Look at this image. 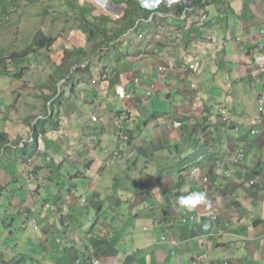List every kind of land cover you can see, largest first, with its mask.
<instances>
[{"label":"crops","instance_id":"obj_1","mask_svg":"<svg viewBox=\"0 0 264 264\" xmlns=\"http://www.w3.org/2000/svg\"><path fill=\"white\" fill-rule=\"evenodd\" d=\"M131 1V9L137 6L134 1L139 3ZM92 3L91 9L87 8L93 10L92 16H106L112 21L101 23L107 39L95 33L89 40L81 30L93 47L87 48L81 36L79 46L73 48L57 38L55 45L67 51L60 53V60H53V50L41 51L42 57L49 52L46 57L53 65H39L42 91L37 95L25 80L30 64L23 68L27 72L22 77L29 91L27 99L33 95L43 104L45 97L53 95L49 103H56L54 112L61 125L63 116L66 120L78 117L76 112L81 110H71V104L83 99L92 123L107 122L104 130L94 127L96 136L104 135L97 152L89 153L87 146L81 149L82 142L70 143L76 146L71 151L77 153L69 155L73 165L89 163L85 173L79 171L81 175L69 173L58 182L60 176H55L54 168L71 160L59 149H42L46 158L41 166L50 174L41 171L36 175L44 184L51 182L49 192L58 195L57 213L63 219V229L68 230L66 241L50 240L47 232L41 240L45 254L52 257L59 253L57 259L69 260V264H93L96 259L104 264H264V125L258 134L251 126L264 103V0H203V7L184 4L180 13L175 5L166 8L167 12L158 10L153 17L137 20L142 23L143 38L131 29L116 41L107 40L121 29L115 22L126 16L130 4L127 0H108L103 7V1ZM89 13L87 22L99 25ZM79 49H84L83 56L76 55ZM75 56L81 63L70 68L69 77L62 64ZM152 88L155 95L142 105ZM4 90L12 95L8 85ZM223 109L226 116L221 114ZM14 111L12 106L11 113ZM42 118L44 115L26 118V134L33 135L31 127ZM125 122L128 128L122 126ZM118 125L122 129L116 134ZM236 125L242 127L239 133L234 130ZM62 127L54 132L41 131L36 136V149L40 150V141L59 144L61 137H70ZM3 133L8 135V131ZM106 138L111 143L103 147ZM2 141L5 145L0 144V159L5 164L0 167V201L6 199L5 216L15 218L13 226L28 227L32 216H43V205L48 202L41 193L31 197L33 180L23 183L16 176L12 165L9 167V157L5 159L7 147L13 143L10 136ZM203 143L207 148L201 147ZM119 148L123 151L121 159L115 157ZM177 148L184 156L193 151L214 152L216 165L213 158L203 156L196 165L192 163L194 167L189 165L181 171L178 160H174ZM240 148L246 150L247 160L236 164L234 153ZM138 167L145 175L125 177L131 186L126 187V179L122 180L119 173ZM195 173L200 174L197 180L193 179ZM77 182H88L92 198L86 209L75 202L77 192L72 189L77 188ZM195 191L206 192L209 204L197 205L192 211L182 208L178 197ZM105 202L111 207L109 212L107 206L102 209ZM98 208L99 220L104 223L96 220L89 234L80 236L81 230L68 229L71 214ZM78 238L83 247L75 241ZM78 252L83 258L76 256ZM24 257L23 253L11 258L3 254L1 260Z\"/></svg>","mask_w":264,"mask_h":264},{"label":"rangeland","instance_id":"obj_2","mask_svg":"<svg viewBox=\"0 0 264 264\" xmlns=\"http://www.w3.org/2000/svg\"><path fill=\"white\" fill-rule=\"evenodd\" d=\"M92 4V0L20 1L19 7H17L18 13L16 15L11 16L10 18V22L16 23H13V26L11 27H6V31L4 29L0 30V43H2L3 46H0V52H4L1 57L3 58L4 56H9L10 54H15L23 51L25 46L29 45V41L30 43H32V38L38 32V30H43L44 33L51 34L58 39L63 38L66 41V45L69 47L76 48L77 46H79V43L81 42L79 37L81 36L83 40H86V42L88 43V39L85 38L82 33H80V31L83 29L80 20H78L76 16H78L81 7H87L88 9H91L90 6H93ZM44 11L47 12L46 15H38L43 13ZM151 15V17L154 16L153 14ZM12 17H14L15 20ZM69 19L71 20L69 21ZM16 41L17 43H15ZM86 47L92 48L93 45H90L88 43ZM101 48L107 49V47ZM51 50H53V52L51 53V57L53 58V60H60V53L67 51L61 49L60 45H53L51 49H44L42 51L50 52ZM48 53H45V55L42 57L41 51H38V54L35 57H32L31 60H24V62L22 61L23 65L25 66L23 67L21 65L22 63H20L19 67L21 66L22 70H19V67L18 69H16L17 65L15 64L8 65L11 63V61L9 60L6 63L8 68L6 67L5 69L7 72H12V75L11 73H9L10 76L0 75V135L5 134L3 133L4 131H8V135L6 134V137L10 136V139L13 143V147L24 148L26 143H36V140L32 137L31 134H26L24 127L26 121L25 119H30L33 115H36V117L44 115V111H47L46 109H44L46 102L43 101L42 104V102L38 98H35L33 95H31L30 99H27L29 91L25 88V82L22 79V77L24 76V72L26 71H23V68L26 69V66L30 64L31 69L27 68V72H29V74L25 78V80L28 81L31 86L30 91L34 93V95H37L39 92L42 91V85L40 86L39 81L40 72L42 71V68H40L39 65H53L52 62L46 57ZM70 59H67V62L71 63L74 66V63L77 61V57L75 56ZM18 60H20V58ZM77 64L79 63H76V65ZM5 66V64H0V73H3L1 71L2 68H4ZM27 72H25V74ZM17 73L19 75H17ZM91 74H94V72H91ZM95 75H98L100 77L101 74ZM68 76L70 77L71 74H69ZM6 85L11 87L12 95L10 94L9 90H4V87ZM22 93L25 94L21 95ZM85 101L86 100L83 99V101H78L79 104L77 102H72L71 104V110L77 108L81 110L76 112V116L78 117H70V120H66V117L63 116L64 119L62 120L61 126H63L62 128H64L66 134L70 137H61L62 141L59 144H54L50 141H40V150L36 149L34 145H28L27 149L25 150H15L13 147H7V154H5L7 156H5V159H8L9 157V160L11 161L9 167H11L12 165L16 176H19L23 183L32 182L31 180H33L35 190L32 191L31 197L34 198L35 195L41 193L42 197H44V199H46L49 204V207H47V203L43 205V207H45V213L43 212V216H32L31 221L29 222V225L27 227L26 224H23V226L22 224L21 226L20 224L13 226L12 223L13 219L15 218H12L9 215V219H7L5 216L6 209L3 205L6 202V199H2L0 201V219L6 218L7 221L2 223L0 222V258L3 254H6V256L10 258L12 256H15L17 253H23L25 255L24 259L21 260H6L7 264H69V260L57 259L59 253H54L51 257V255L49 254L46 255L43 249L41 240L46 238V234L49 233L48 238L50 240L56 241L57 239H59L60 241H66L68 237V233L66 235V232L68 230L63 229V219L61 217V214L57 213L56 207H58V204H56V200L58 199V195H51L49 192V189L52 185L51 182L47 181L44 184L42 181L38 180L36 173L43 171L44 175L45 173H47L46 175L50 174V170L48 168H46L45 166H41L45 162L44 158H46V155L42 152L43 147L51 151H53L54 149H59L62 151L63 157H68L71 160L69 163L66 161L64 164L65 166L54 168L55 176H60L58 182L62 181V177H69V173L73 175H81L87 171V167L89 164L88 162L77 163L78 166L73 165L75 161H73L69 155L74 157L75 155H77V153L71 151V149L76 148V146H72L70 143L82 142L80 146L81 149H84L87 146V151L89 153L94 151L97 152V150L100 148L99 145L104 135L96 136L93 130L94 127H99L100 129L104 130V128L107 126V122L92 123L90 116L91 112L87 111V107L85 105H82L83 103H85ZM29 102L30 105L28 104ZM12 106H14L15 111L11 113ZM56 107L57 105L56 103H54V110ZM2 109H4V111H2ZM49 116H51L53 123L60 120V118L57 116L56 111L53 115L49 114ZM47 125L50 129L53 126L52 124H50V122H48ZM122 126L128 128L129 124L125 122V124ZM122 126L118 125L116 126V129L114 128L116 134L118 131H121ZM42 127L43 125L41 123L39 125L38 132H41ZM54 131L55 130H52L51 132ZM21 137H23L22 140H20ZM86 140L90 142L88 143L86 142ZM1 143L2 139H0V144ZM108 143L111 142L108 138H106V140L103 142V147H108V145H106ZM122 157H120L119 159H121ZM127 157L129 158L130 154H127ZM4 164L5 161H2L0 159V167ZM34 165L38 167L40 166L41 168L39 169ZM138 169L139 170L131 171H129L128 169H124L119 173L118 176L122 180H124L126 179L125 177L128 176L140 177L145 175V173L142 172L145 171L144 169L140 167H138ZM79 171L81 172V174L79 173ZM113 172L116 173L118 172V170L114 169ZM76 179L79 180L78 178ZM83 181H85V179ZM82 182H77V188H73L72 191L77 192V199L75 200V202H78L81 207H84L86 209L88 206V201L91 200L92 196L87 191L88 182H86L85 184H83ZM125 186H128V188L131 187L127 179L125 182ZM104 188H106V190L104 191V193H106L107 187ZM124 195L128 196L127 193H124ZM101 206L102 209L107 206L106 210L108 212L109 209H111V207H109V204H107L106 202ZM98 210L99 208L96 210H90V212L85 210L82 211L81 214H71L69 216V222L71 227L68 229H71L72 231L81 230L82 232L80 233V236H86L93 228V225L95 224L96 220L100 224L104 223L103 221L100 222L99 220L100 211ZM65 214L67 216V213ZM17 222L20 223L19 221ZM6 229L8 230V232H5ZM100 230L102 232L104 230L103 227L100 228ZM75 241L81 247H83V241L81 238H78ZM56 246L57 245H54V247ZM77 255L78 257L83 258V255L80 252H78L76 256ZM47 257H51V259L47 260ZM83 261L84 260H80V262ZM0 263H3L2 260H0Z\"/></svg>","mask_w":264,"mask_h":264},{"label":"trees","instance_id":"obj_3","mask_svg":"<svg viewBox=\"0 0 264 264\" xmlns=\"http://www.w3.org/2000/svg\"><path fill=\"white\" fill-rule=\"evenodd\" d=\"M20 1H23V0H0V30L4 29L6 31L7 30L6 27H11V26H13V23H16V22H10V18H11V16L16 15L18 13L17 7H19ZM29 1H33V0H29ZM134 2H135V5H137V6H133V8L131 9V5H133V2L131 0H127V3L130 4V5H129V8L127 10L126 16L123 19H121L120 21H116L115 22V24L117 26H120L121 29H119L116 32L117 34L111 36L110 40H107V41H116L117 39L122 37L127 31H129L131 29L132 30L135 29L134 32H136L139 36H140V34H142L141 27L135 28L136 24H137V20H139L140 18H145V19L149 18L151 16V14H152V11L146 10V9L142 8L139 3H137L136 1H134ZM202 2H203V0H196L193 5L196 8H200V7H203ZM205 5H206V3H205ZM184 8H185V6L178 5V7H177V9H175V11L177 13H180ZM160 10L164 11V12L168 11V9H166L163 6L159 9V11ZM92 12H93V10H88L87 7H81L80 8L78 17H79V20H80V23H81V26H82V29H83L82 31L85 34H88V39L89 40L92 39L91 35L95 34V33L103 34L104 37L107 39V36H106L107 34L103 33V30H102L103 29V25L101 23L104 22V23L107 24V23H111L112 21H110V19L107 18L106 16L94 17V16H92ZM140 12L142 13L141 17L138 14ZM88 13L90 14L91 18L93 17L96 21L99 22L98 23L99 25L91 24V23L89 24L87 22ZM46 14H47V12L44 11L43 13L38 14V15H46ZM12 18L14 19V17H12ZM70 20L71 19H69V21ZM32 39H33L32 43H29V45L25 46L24 50L21 51V52H18V53H15V54H10L9 56H4L3 58L1 56L4 54V52H2V53L0 52V64H2V65L5 64L6 65L4 68H2V71H1V72H3L2 75L10 76L9 73H11V75H12V72H7L6 69H5L6 67L8 68L6 63L9 60L11 61V63L8 64V65H14L15 64V65H17L16 69H18L20 63H22L23 60H26L30 55H32V57H35L38 54V51H42L44 49H46V50L51 49L52 46L55 45L56 40H57L56 37H54L51 34L44 33L43 30H38V32L34 35V37ZM15 43H17V42H15ZM66 54H67V56L69 55L68 52H66ZM84 54H85L84 49H79L78 52H76V55H78V56H81V55L83 56ZM19 58H20V60H18ZM79 59H77V61L75 63H79L80 64L81 61ZM62 65H63L64 71H65L64 74L68 76L70 74V68H72L73 65L71 63L67 62V58L64 60ZM19 70H22L21 66L19 67ZM88 70H89V66H88ZM17 75H19V74L17 73ZM49 88L54 89L52 87H49ZM52 97H53V95L52 96H47V97L44 98V100L46 102L44 109L47 110V111L43 110L44 111V119H38L36 121L35 125L32 126V128H31L32 131H33L32 137L35 140H36V136L40 133V132H38V128H39V125L41 123L43 125L41 131L44 130L45 133H48L50 130L51 131L52 130H58L61 127V122L60 121H57V122L53 123V121L51 119V116H49V114H51V115L54 114V102L53 103H49L51 101ZM59 100H61V97H59ZM146 105H144V106H146ZM49 111H50V113H49ZM48 122H50V124L53 125L51 129L48 128V125H47ZM7 137H6V134H1L0 135V139L7 138ZM1 144L5 145V143L3 141H2ZM25 145L26 146L34 145L36 147V145H38V144H37V140H36V143H26ZM205 146H206L205 143L201 144V147H205ZM205 148H207V147H205ZM18 149H22V148L18 147ZM176 151H177V153L174 154V160H178V165L181 168V171H183V169L184 170L188 169L186 167L189 166V165H192L194 167L196 165V160L200 159L203 156L206 159H208V160L213 158V162H212L213 166L216 165L217 158L214 157V156H216L217 154L214 153V152H210V151H207V150L204 151V152H202V151H193L190 155L184 156L183 155L184 153L180 152L178 148H177ZM116 153H118L120 155H123V151L120 148L116 150L115 154ZM193 162H194L195 165L192 164ZM211 170H212V168L209 171H207V172L210 173ZM195 175L199 176L200 174L195 173ZM46 205H47V207H49V204H46ZM1 259L2 258H0V260ZM2 262L3 263H0V264H7L6 260H2Z\"/></svg>","mask_w":264,"mask_h":264},{"label":"built area","instance_id":"obj_4","mask_svg":"<svg viewBox=\"0 0 264 264\" xmlns=\"http://www.w3.org/2000/svg\"><path fill=\"white\" fill-rule=\"evenodd\" d=\"M101 1L103 0H100V3ZM196 0H160V3H165L166 7L167 8H173V6L175 5H178V4H181V5H184L186 4L187 6L189 7H192L194 2ZM108 2V1H107ZM159 3V4H160ZM183 17V16H182ZM205 16L203 17V19L205 20ZM147 22H150L147 20ZM142 25L141 21L138 22L136 24V27L135 28H138ZM135 30V29H133ZM140 38H143L144 35L143 34H140L139 36ZM194 68V66L192 67V69ZM155 95V90L154 88H152L151 90H148L146 92V96L144 97L143 101H142V105H146L148 104L149 100ZM221 113L223 116H226L227 115V110L226 109H223L221 110ZM94 120L96 121L97 119L94 118ZM264 125V103L261 104L258 108V112L256 114V116L253 118L252 122H251V126H252V129H253V133L255 134H258L260 132V128ZM234 130L235 132L239 133L240 130H242V127L240 125H236L234 127ZM32 139V138H31ZM123 155H120L118 153L115 154V157H122ZM247 160V152L244 148H240L236 151V153H234V162L236 164H240V163H244L246 162ZM199 179V177L195 176V180ZM252 183H255V182H252ZM93 264H104L101 260L99 259H96L94 260Z\"/></svg>","mask_w":264,"mask_h":264},{"label":"clouds","instance_id":"obj_5","mask_svg":"<svg viewBox=\"0 0 264 264\" xmlns=\"http://www.w3.org/2000/svg\"><path fill=\"white\" fill-rule=\"evenodd\" d=\"M108 0H103V3L101 4V6H105ZM98 2H100V0H98ZM160 0H139V4L142 8L152 11V13H156L163 5V7L167 8L165 3H160ZM181 5V4H178ZM171 9V8H169ZM117 91L123 95V90L120 88H117ZM197 176V175H196ZM193 179H195V176L193 175ZM178 204L182 207L187 209L188 211H192L197 205L200 204H205L208 205L209 201H208V197L206 192L203 191H195V192H191L188 195H181L180 197H178ZM205 227H207V225H205ZM94 262V261H93Z\"/></svg>","mask_w":264,"mask_h":264}]
</instances>
